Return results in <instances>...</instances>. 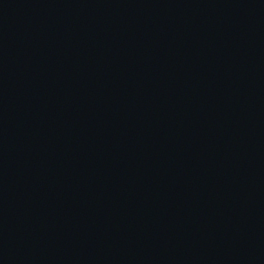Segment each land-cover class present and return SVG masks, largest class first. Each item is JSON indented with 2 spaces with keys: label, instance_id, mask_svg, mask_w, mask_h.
Segmentation results:
<instances>
[{
  "label": "water",
  "instance_id": "95a60500",
  "mask_svg": "<svg viewBox=\"0 0 264 264\" xmlns=\"http://www.w3.org/2000/svg\"><path fill=\"white\" fill-rule=\"evenodd\" d=\"M0 264H264V0H0Z\"/></svg>",
  "mask_w": 264,
  "mask_h": 264
}]
</instances>
